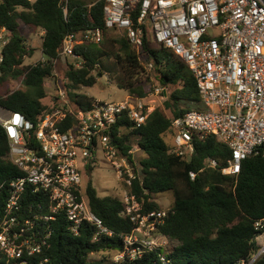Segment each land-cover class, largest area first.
Listing matches in <instances>:
<instances>
[{
	"label": "built area",
	"instance_id": "built-area-1",
	"mask_svg": "<svg viewBox=\"0 0 264 264\" xmlns=\"http://www.w3.org/2000/svg\"><path fill=\"white\" fill-rule=\"evenodd\" d=\"M103 1L104 28L67 34L55 64L71 59L75 68H83L85 60L76 48L99 46L105 31L121 33L137 51L148 33L153 42L185 62L207 107L190 109L172 120V153L189 160L196 153V137L214 136L231 151L221 169L229 176H237L250 155L264 154V0ZM63 12L66 17V7ZM8 41V31L0 25V62ZM54 79L56 73L45 85ZM166 99L167 90L158 86L143 97L129 94L114 102L94 99L90 108L78 110L61 88L53 109L36 123L0 106L9 159L22 172L7 184L0 208V264H52L46 251L60 217L67 221L71 235L78 236L87 224L93 228V242L114 237L91 210L87 196L85 178L101 161L99 151L121 183L122 216L135 225L132 233L123 236L124 250L114 260H133L163 247L167 239L159 233V225L169 210L144 212L133 189L139 171L130 155L135 159L137 148L121 153L115 128L125 117L133 127H142ZM207 166L215 168L217 163L208 160ZM196 176L189 172L191 180ZM254 227L257 250L237 264H256L264 256V218Z\"/></svg>",
	"mask_w": 264,
	"mask_h": 264
},
{
	"label": "trees",
	"instance_id": "trees-1",
	"mask_svg": "<svg viewBox=\"0 0 264 264\" xmlns=\"http://www.w3.org/2000/svg\"><path fill=\"white\" fill-rule=\"evenodd\" d=\"M104 4L103 0H37L33 3L0 0V25L7 29L9 37L0 62V106L20 112L33 123L51 111L57 97L51 105L44 103L48 96L45 82L55 74L53 61L59 59L62 41L67 34L104 28ZM20 24L44 31L43 62L24 66L25 58L32 55L34 49H28L19 32ZM108 32L105 31L99 46L76 48L85 60L84 67L77 69L73 63H68L62 76L59 75L62 89L76 109L90 108L93 99L78 90L93 87L98 74L109 67L103 60L113 57L119 71L117 85L120 89L139 97L158 86L167 90L163 107L171 116L157 108L140 128L133 127L125 117L115 128V141L123 154L133 148L144 153L138 160V177L133 181L144 212L162 209L153 195L173 192V205L164 223L159 225V233L175 245L169 250L158 247L145 251L139 258L116 262L114 256L124 250L123 236L132 233L135 225L122 216L124 205L118 197L99 196L93 183L88 181L90 208L114 232V237L93 242V228L87 224L82 226L78 236L71 235L67 221L60 217L54 224L46 255L52 264H237L257 250L254 238L258 232L254 224L264 218V154L247 157L237 176L222 174L231 151L214 136L196 137V153L189 160L174 155L172 120L190 110V105L202 103L193 75L182 59L153 42L148 33L137 51L125 36H108ZM20 76L23 77L22 88L2 91L3 85L7 88L8 79ZM152 81L155 85L150 86ZM168 137L172 142H168ZM9 150V139L0 125V186L3 185L0 208L8 194L7 184L22 175L9 159ZM130 160L135 161L132 155ZM208 160L216 161L217 166H207ZM190 171L197 173L194 180L189 177ZM96 254L104 256L93 259ZM256 264H264V256Z\"/></svg>",
	"mask_w": 264,
	"mask_h": 264
},
{
	"label": "rangeland",
	"instance_id": "rangeland-1",
	"mask_svg": "<svg viewBox=\"0 0 264 264\" xmlns=\"http://www.w3.org/2000/svg\"><path fill=\"white\" fill-rule=\"evenodd\" d=\"M19 32L23 35V37L26 40V44L28 49H34L33 54L26 57L24 61V66L34 65L38 62H43L45 60L43 51H42V37H41V31H37L35 28L30 27L28 25L20 24L19 26ZM108 36H115L120 37L122 36L119 32H108ZM162 55V53H161ZM71 59L63 60L60 59L58 63L56 64V71L57 79H54L52 81H49L46 83L45 88L48 93L47 98L44 100V103L47 105H51L55 98L58 95V90L62 88V81L60 80L59 75L62 76L64 70L66 69V66L68 63H71ZM103 63L105 66H109L103 74H98L97 76V82L93 87H82L80 90H78V93H81L83 95H86L89 98L98 99L102 101L107 102H114V101H121L124 100L128 95L129 92L120 89L117 85V78L119 76V71L117 72V65L115 64L114 58L109 57L105 58L103 60ZM23 77L20 76L17 79H8L6 81L7 88L5 89V86L1 87L2 91L8 90V91H14L17 89H20L23 87L22 85ZM57 82V83H56ZM152 83H149L151 85H155V82L152 81ZM65 83V82H64ZM151 87H147V89H150ZM152 91V90H151ZM149 91V92H151ZM165 102V101H164ZM164 102L160 104L158 108L164 109ZM183 106H189V104H183ZM191 109H200V110H206L207 107L200 103L198 105H190ZM166 115L171 116V113L169 110L164 109ZM168 142H172V138H167ZM144 156V153L141 152L139 149L135 152V164L137 167H139V159H141ZM98 158L101 160L98 162L92 169H90V174L88 177L85 178V182L88 183V181H91L97 190V193L99 196H115L119 197L121 196L122 190H121V183L117 180L116 172L114 168L104 159L103 153L101 151L98 152ZM153 199L159 204V206L162 209L169 210L174 202V195L171 191H166L162 193H158L153 195ZM151 238L155 239L157 241V234L152 233ZM158 242V241H157ZM175 245V242L171 241H164L163 248L165 250H169L172 248V246ZM104 255L103 254H96L93 255V259H100Z\"/></svg>",
	"mask_w": 264,
	"mask_h": 264
},
{
	"label": "crops",
	"instance_id": "crops-1",
	"mask_svg": "<svg viewBox=\"0 0 264 264\" xmlns=\"http://www.w3.org/2000/svg\"><path fill=\"white\" fill-rule=\"evenodd\" d=\"M37 31H41V37H42V40H43V35H44V31L43 30H41V29H37V28H35Z\"/></svg>",
	"mask_w": 264,
	"mask_h": 264
}]
</instances>
